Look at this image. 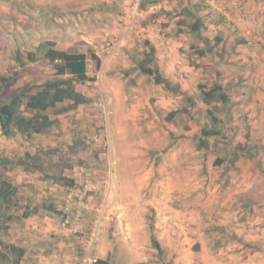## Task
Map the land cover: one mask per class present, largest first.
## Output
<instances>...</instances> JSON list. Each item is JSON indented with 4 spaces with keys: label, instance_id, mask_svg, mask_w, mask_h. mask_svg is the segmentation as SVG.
<instances>
[{
    "label": "rangeland",
    "instance_id": "obj_1",
    "mask_svg": "<svg viewBox=\"0 0 264 264\" xmlns=\"http://www.w3.org/2000/svg\"><path fill=\"white\" fill-rule=\"evenodd\" d=\"M87 1L0 0V76L20 72L21 79L27 82L51 78L53 69L44 59L43 50H39L40 44L46 40H52L60 49L84 51L99 58L89 61L92 80L78 85L89 101L58 116L53 113L52 117L60 123L36 134L33 139H25L21 135L7 137L0 128V158L9 159L17 166L14 168L8 164L12 168L7 176L19 184L24 206H54L56 210H48L47 214L69 220L68 230L76 235V249L83 246L89 232L96 227L98 232L93 251L98 258H106L113 264H167L169 258L163 243L160 252L152 240L155 233L161 241L158 223L162 207L157 201L162 200L164 184L169 181L165 178V168L174 172L202 165V157L191 156L196 141L180 158L171 155L166 159L167 152L176 146L181 126L188 124L189 116L195 112L200 118L204 117L206 105L200 98L193 104L189 96L180 97L177 81H169L164 89H176L173 90V98L179 104L172 101L177 109L171 111L175 114L169 122V110H164L163 103L156 106L157 98L153 92L158 83L154 82L155 77L139 71L137 64L148 60L150 46L156 43L149 34H158L165 29L167 22L175 24V29L186 27L187 24L182 25L179 20L185 18L189 21L191 18L183 13L184 0H140L141 13L137 16L131 11L137 0H119L131 6L120 17L104 20V16H91L98 11L92 8L89 14L81 15L92 24V30L88 22L86 27H81L78 14L83 13L74 7L75 3L81 6ZM198 3L210 5L206 10L215 16L213 19H222V25L205 33L215 38L219 28L223 29L230 34L226 40L229 46L219 43L211 56L199 57L197 49L201 45L195 33H187V46L172 47L173 51L176 50L177 60L173 64L174 69L166 67L168 73L174 74L176 64L187 71L198 64L203 69L200 82L208 84L218 70L212 62L216 56L233 58L227 64L236 78H242L249 70L246 62L238 58H261L264 55V0H195V5ZM98 4L100 2L94 7L103 5ZM114 23L117 29L112 30ZM77 25L80 30H77ZM138 29L140 32L137 33ZM164 34L166 41L172 33L165 31ZM31 51H38L35 62L25 59ZM17 52H21L26 65L21 66L15 59ZM160 56L155 48L150 64L165 73V67L159 62ZM192 58L204 59L197 63ZM237 72H241V76ZM256 74L259 79V70ZM247 88L248 82L243 81L228 85L226 90L234 95L230 102L240 99L243 103ZM2 90L1 99L12 93L11 89ZM259 100L256 95L255 100L248 101ZM239 116L246 121L245 131L259 119L258 115L250 116L245 111H241ZM164 118L167 125L163 124ZM209 122L213 129L218 128L210 117ZM164 129L170 130L171 134L168 136ZM259 145L264 149V144ZM42 148L53 149L50 158L58 164L47 172H63L64 176L75 179L74 186L47 180L44 173L27 172L16 165L26 151L35 152ZM87 172L90 176L86 175ZM184 190L182 193L186 194L185 186ZM176 194H179L178 190ZM81 200L86 208L78 206ZM171 209L177 213L180 208L173 205ZM151 222L155 225L154 230L150 227ZM173 258L172 255V261ZM0 264L9 263L0 261Z\"/></svg>",
    "mask_w": 264,
    "mask_h": 264
},
{
    "label": "crops",
    "instance_id": "obj_2",
    "mask_svg": "<svg viewBox=\"0 0 264 264\" xmlns=\"http://www.w3.org/2000/svg\"><path fill=\"white\" fill-rule=\"evenodd\" d=\"M98 2L103 5L94 7ZM125 2L88 0L87 3L81 4V6L84 4L82 7L77 3L74 7L79 8L77 12L80 10L83 13L78 14L82 27L89 20L81 15L89 14L91 8L98 10L91 16H104V20H109L112 16L120 17L127 12L128 8H131L124 5ZM184 3V9H192L193 12L206 18L207 27L203 34L208 35L206 31L208 33L209 29L222 25V21L218 23L216 18L213 19L215 16L206 10L210 8V5L197 10L198 4L195 5V0H184ZM210 3L213 4V2ZM86 9L87 12L84 11ZM131 11L134 13L132 8ZM87 24L93 30L92 24L89 22ZM114 28L117 29L115 23L112 24L111 29ZM182 28L183 30L175 29V24L167 22L165 29L157 32L158 34H149V37L156 42L153 46L161 55L159 62L165 67V73H162V69L159 68L162 76L171 82L177 81L180 97L189 96L190 100L193 98L196 102V99H201L200 85L205 84L200 82L201 74H203L201 66L197 64L187 71L176 64L174 74H169V70L166 69V67L174 69L173 64L177 60L176 50L173 51L172 47L187 46V33L193 34L188 29ZM77 30H80L78 25ZM163 31L172 33L166 41L163 38L165 35ZM222 31L223 29L219 28L215 37L221 36ZM138 32H140L139 29ZM222 36L220 45L229 46L226 40L230 38V34L225 31ZM196 39L202 47V41L197 37ZM210 54L207 55L211 56ZM192 59L198 63L204 58ZM238 59L246 62L248 74H244L242 78H236V74L228 65L229 60L233 58L222 59L215 56L212 62L218 70L216 76L206 85L212 87L219 83L226 90V87L233 83L248 82L247 96L244 100L241 98L244 102L241 103L240 99L230 102L234 95L227 90L230 103L206 104L202 101V104L206 105L203 110L205 118H200L195 112L189 116L188 124L181 126V136L176 139V146L173 145L167 152L166 159H170L171 155L172 157L178 155L180 158L185 155V151H189L190 144L196 141L197 145H194L191 156L202 157V165L190 170L179 169L172 172L165 168V178L167 180L169 178V181L165 182L163 190L165 193L162 200L158 199L157 203L159 207H162V212L159 211L161 217L158 223L161 241L158 240L160 244L163 243V249L168 255L167 264H264V149H261L262 145H259L264 144V55L261 58ZM258 70L259 79L256 74ZM240 73L237 72L241 76ZM158 84L153 92L157 98L156 106L163 103L164 110L168 109L171 113L177 109L176 100L173 98V92H175L173 90L176 89L171 87L164 89L165 82ZM256 95L261 99L259 102L248 101L255 100ZM176 105L179 104L176 103ZM219 110L220 114H218ZM241 111L249 113L250 116H259L250 130L245 131L246 121L240 118ZM214 116L217 122L214 121ZM209 117L217 124L218 128L215 130L218 133L205 137L202 135L204 126L212 128ZM171 120L168 119L169 122ZM168 121L164 118L163 124L167 125ZM164 132H167L168 136L171 134L170 130L164 129ZM202 139L204 143L201 145ZM167 142L170 143V140ZM184 186L186 194L182 193ZM162 201L163 206H161ZM173 205L179 206L180 209L177 211L179 214L171 209ZM23 210L16 212L15 220L2 236L6 242L15 243L25 249L21 264H46V261L54 255H67L71 252V247L76 243V235L69 232V225L64 218L59 219L49 215L48 210L44 208L25 218Z\"/></svg>",
    "mask_w": 264,
    "mask_h": 264
},
{
    "label": "trees",
    "instance_id": "obj_3",
    "mask_svg": "<svg viewBox=\"0 0 264 264\" xmlns=\"http://www.w3.org/2000/svg\"><path fill=\"white\" fill-rule=\"evenodd\" d=\"M204 6L203 3H198L196 9L199 10ZM184 14L191 19L188 21L183 18L179 20V23L182 25L187 24L185 25L187 28L184 27V29L186 28L196 33V37L203 43V46L197 49V53L200 56L212 53L222 41L224 32L222 31L221 36L211 39L210 35L203 34L207 27L205 17L187 8L184 9ZM221 21L222 19L217 20L218 23ZM180 30H183V28H180ZM150 49L148 60L137 64L139 71L154 76L156 83H169V80L162 76L158 68L151 66L150 63L154 59L155 48L150 46ZM39 50H43L44 59L53 69L51 78L41 82H27L21 79L20 72H15L9 76H0V97L3 94L2 89H11L12 91L8 98H0V128L4 136L21 135L25 139H33L36 134L45 132L59 122L52 117L53 113L57 115L69 112L89 101L88 96L78 89V85L92 80L89 75V61L91 58L99 59L98 56L87 54L86 52L60 49L56 47L55 42L52 40H46L41 43ZM26 57L27 62H35L38 59V51H31ZM15 59L21 66L27 63L25 59L21 58V52H17ZM200 92L201 100L206 104H211L212 102L227 104L230 99L227 91L219 83L212 87L201 84ZM192 101L193 104L196 103L193 98ZM174 114L175 112L170 113L168 119L171 120ZM211 116H213V113H211ZM213 119L215 122L218 121L215 116ZM217 133V130L207 126L202 129V135L205 137ZM203 143L202 139L200 144L202 145ZM52 153H54L53 149L47 150L43 148L35 152L26 151L24 156L17 160L16 165L27 172L44 173L47 180L74 186L75 179L64 176L63 172L55 174L47 172V169H53L58 166L50 158ZM8 164H12L11 160L0 158V261L8 262L9 264H21L25 249L15 243L6 242L2 237L15 220L16 212L24 209L23 216L26 218L38 213L40 208L47 210L56 209L54 206H46L45 204L35 205L34 208L29 204L24 206L19 184L14 183L7 176V172L12 168H9ZM13 167L16 168L17 166L14 164ZM150 225L151 229L154 230L155 225L152 222ZM152 240L156 248L162 252V246L155 233L152 235ZM95 264L113 263L106 258H98Z\"/></svg>",
    "mask_w": 264,
    "mask_h": 264
},
{
    "label": "built area",
    "instance_id": "obj_4",
    "mask_svg": "<svg viewBox=\"0 0 264 264\" xmlns=\"http://www.w3.org/2000/svg\"><path fill=\"white\" fill-rule=\"evenodd\" d=\"M132 9L136 16L141 13L140 11V0H137V2L132 6ZM106 99H104L105 101ZM107 114L108 110H107ZM87 176H90V173H86ZM78 206L85 207L82 200L78 202ZM67 223L69 220H65ZM65 222V223H66ZM96 225V224H95ZM97 230L96 227H93V230L89 232V236L86 240H84V244L81 248H77L75 244L71 247L70 253L65 254H57L54 255L53 258H50L46 261V264H95L97 262L98 257L94 255L93 246L96 242V236H97Z\"/></svg>",
    "mask_w": 264,
    "mask_h": 264
}]
</instances>
